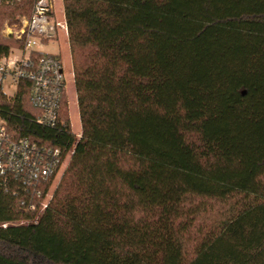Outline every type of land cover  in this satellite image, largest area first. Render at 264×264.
<instances>
[{"label":"trees","instance_id":"16d2710c","mask_svg":"<svg viewBox=\"0 0 264 264\" xmlns=\"http://www.w3.org/2000/svg\"><path fill=\"white\" fill-rule=\"evenodd\" d=\"M36 1L0 0L1 54ZM63 4L81 136L67 97L46 127L28 81L0 91L16 136L73 150L44 210L0 187V264H264V0Z\"/></svg>","mask_w":264,"mask_h":264},{"label":"built area","instance_id":"2783aa9c","mask_svg":"<svg viewBox=\"0 0 264 264\" xmlns=\"http://www.w3.org/2000/svg\"><path fill=\"white\" fill-rule=\"evenodd\" d=\"M17 1L20 0H6L8 3ZM2 32L19 44L12 46L8 53H0V91L14 97L20 81H28L30 101L39 110L37 122L46 127L66 126V121L60 115L61 102L68 89L66 66L60 54L39 49L44 43L58 39L61 34L66 35L69 43L65 13L62 18L57 15L56 0H37L29 17L21 16L14 23H6ZM33 52L43 54L33 59ZM8 80L9 86L15 85L12 94L6 91ZM80 136L81 133L77 134V137ZM72 151L65 153L59 146L16 136L0 120V187L14 191L25 189L37 196L44 195L42 211L47 207L57 178ZM6 225L3 224L4 227Z\"/></svg>","mask_w":264,"mask_h":264},{"label":"rangeland","instance_id":"374dc122","mask_svg":"<svg viewBox=\"0 0 264 264\" xmlns=\"http://www.w3.org/2000/svg\"><path fill=\"white\" fill-rule=\"evenodd\" d=\"M63 0H56V12L59 17L62 18L64 7H63ZM65 13V12H64ZM6 25V23H5ZM4 25V27H5ZM3 27V28H4ZM3 30V29H2ZM41 51L46 53H53V54H60L64 64L66 66V71L68 72V89H67V95L68 98V108H69V114H70V122L72 123L71 128L73 132L77 135L81 133V119H80V113L77 103V94H76V88H75V82H74V71H73V64H72V56L70 52V46L68 43V39L66 35L61 34L58 39L50 40L48 43H44L40 48ZM10 85V80L7 81V88L6 91L8 93H14L15 91V85ZM70 158L67 159L66 165L64 169L62 170L61 174L57 178V182L62 177V174L64 173ZM55 184V186H56ZM54 186V188H55ZM53 188V190H54ZM218 206V205H215ZM220 207V206H219ZM210 210V209H209ZM212 216L218 217L216 213L208 212L204 214L201 218L197 220V222L202 223V225L207 226L212 221ZM196 222V223H197Z\"/></svg>","mask_w":264,"mask_h":264},{"label":"crops","instance_id":"0c3cea01","mask_svg":"<svg viewBox=\"0 0 264 264\" xmlns=\"http://www.w3.org/2000/svg\"><path fill=\"white\" fill-rule=\"evenodd\" d=\"M63 7H64V5H63ZM64 9V8H63Z\"/></svg>","mask_w":264,"mask_h":264}]
</instances>
